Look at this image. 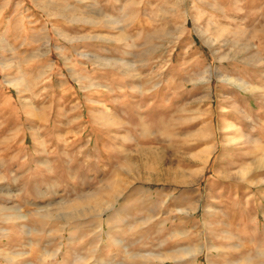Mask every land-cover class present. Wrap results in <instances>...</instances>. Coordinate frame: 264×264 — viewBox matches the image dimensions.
Listing matches in <instances>:
<instances>
[{"label":"rangeland","instance_id":"rangeland-1","mask_svg":"<svg viewBox=\"0 0 264 264\" xmlns=\"http://www.w3.org/2000/svg\"><path fill=\"white\" fill-rule=\"evenodd\" d=\"M0 264H264V0H0Z\"/></svg>","mask_w":264,"mask_h":264},{"label":"bare ground","instance_id":"bare-ground-1","mask_svg":"<svg viewBox=\"0 0 264 264\" xmlns=\"http://www.w3.org/2000/svg\"><path fill=\"white\" fill-rule=\"evenodd\" d=\"M70 217H72V216H70Z\"/></svg>","mask_w":264,"mask_h":264}]
</instances>
